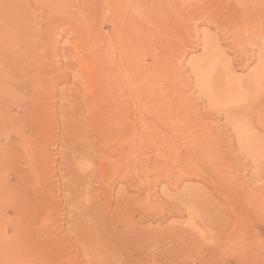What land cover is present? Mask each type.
<instances>
[{"label": "bare ground", "instance_id": "bare-ground-1", "mask_svg": "<svg viewBox=\"0 0 264 264\" xmlns=\"http://www.w3.org/2000/svg\"><path fill=\"white\" fill-rule=\"evenodd\" d=\"M86 1L89 22L85 41L87 62L83 75L78 74V68L76 70L73 61L69 60L74 56H69L68 61L65 60L67 62L61 66V63L56 64L58 62L47 64V58L44 54H41V57L39 53L43 52H37L39 48L36 47V56L27 60L26 57L33 47V44L28 42L21 45V48L26 49L25 53L15 54L3 50L0 53V129L4 137L3 141L0 140V167L3 171L0 177L4 183L0 196L2 193L5 199L3 200L6 201L2 200L7 208L4 207L14 210L18 215L27 236L35 237L34 246L29 245L28 248L31 246L33 253H39L42 247L40 243L43 242L39 234L42 229L47 228V224H44L46 220L43 223L42 217L55 202L54 199L52 205L49 204L52 200L48 202V196L52 194L49 192L48 168L51 154L49 140L50 134L52 135L50 118L56 116L60 120V135L54 136V142L60 143L62 150L58 163L59 176L56 178L58 183L55 186L62 199L67 202L70 218L76 216L74 230L84 254L87 255L88 251H91L93 264H115L113 260L121 254L118 252V243L127 244L126 248L129 249L140 240L136 237L131 240L129 236L130 240H126L128 238L124 235L116 234L115 229L118 226H128L130 222L132 197L128 195L129 188L125 190L121 187L115 190L114 185L124 182L131 187L140 183L137 182L136 171L140 167L137 165V168L133 160L137 138H141L139 141H146L149 139L146 137L150 136L164 140H158L159 144H164L167 138L173 136L169 137L170 133H174L175 137L177 133L178 138V134L187 136L186 133H193L195 130L196 123L191 122L194 116L190 108L192 106L189 107L190 104L179 97L170 73L182 65L183 59L180 58L192 48L193 40L191 41L189 36L193 38L194 34L190 33L193 30L195 33L197 23L193 28H189L187 23L191 24V20L199 14H209L211 11L209 9V13L204 12L205 10L201 12L196 10L197 8H191L193 11L185 14L184 10L174 9L176 6L168 4L167 0ZM237 2L238 6L231 7L229 4L227 10L224 9L235 24L242 16L255 17L262 14L255 10V7H249L251 9L248 11V6H242H250L252 3L255 5L258 0H250L247 4L242 0ZM216 12L212 13L214 15L211 17L215 18ZM14 27L16 26L12 28ZM12 31L15 33L13 29ZM232 31L235 32V29ZM196 41V47L200 46L202 53L188 64L194 82L205 89L209 106L223 107L234 130L241 135V144L248 148L260 147L258 141L253 140L255 135L251 131L247 113L250 107L247 103L255 99L252 96L259 84L263 83L261 81L264 79V55L256 56L257 67L248 76L240 77L233 68V60L226 56L215 35L204 33L201 37H196ZM249 57H240L239 63L244 66L243 63L246 64L251 59ZM41 59L45 60H42L44 64H41ZM63 65L69 72L58 74ZM57 78L71 85L57 89V84H54L59 82ZM82 79L83 89L79 86ZM169 87L172 90L166 91ZM259 91L260 89L258 94ZM256 96L255 94L254 97ZM20 98L24 101L19 104L18 101L22 102ZM49 98L54 99V105L50 103ZM258 101L254 100L256 103ZM55 102L59 103L58 106H55ZM12 108L19 112V115L12 114ZM87 124L93 126L90 130L94 135L92 139L85 133ZM199 147L201 149V146ZM95 150L98 151L94 152ZM93 154L97 157L94 161L90 160V155ZM143 171L141 173H144ZM93 183L100 187L97 195ZM182 191L191 192V188L184 187ZM146 193L150 195L148 191ZM100 197L107 200V213L101 212L104 208L96 202ZM92 231L105 235L107 239L111 237L117 242L115 246L110 239L109 259L99 250H95V247H101L98 239L100 236ZM21 239L23 241L24 238Z\"/></svg>", "mask_w": 264, "mask_h": 264}, {"label": "rangeland", "instance_id": "rangeland-1", "mask_svg": "<svg viewBox=\"0 0 264 264\" xmlns=\"http://www.w3.org/2000/svg\"><path fill=\"white\" fill-rule=\"evenodd\" d=\"M249 1L242 0L246 4ZM258 1L255 5L252 3L250 6L249 4L242 6H248V11L251 9L249 7H255V10L262 14L255 17L242 16L235 24L225 11L229 4L231 7L238 6L237 0H167L168 4L176 6L174 9L184 10L185 14L196 8L201 12L211 11V15L199 14L197 18L191 20V24L187 23L189 28H193L197 23V31L189 32L194 34L193 38L189 34L190 40H193V43L190 41L192 48L180 58L183 59L182 65L170 73L175 81V88L180 94L179 97L185 99L190 104L189 107L192 106L190 108L194 116L191 114L193 116L191 122L193 124L195 122L197 128L193 129V133H186L187 136L178 134L179 139L183 136L188 142L183 138L179 140L177 133H175L176 137L174 133H170L169 137L173 136L167 138L164 144L160 142L164 140L150 136L146 137L149 138L148 141L145 137L142 138L146 141H139L141 138L136 139L133 160L135 166L140 167L136 170L137 182L140 183L131 187L124 182L114 185L115 190L121 187L125 190L129 188L127 192L132 197L128 226L121 225L115 230L118 235H124L125 238L129 236L131 240L137 238L141 242L127 249V244L117 245L111 237L107 239L105 235L92 231L100 236L98 239L101 247L97 246L95 250H99L108 259L110 258L108 255L111 254L110 239L115 246L117 245L121 254L113 260L115 264H264V79L257 89V91L260 89L259 94L262 95L260 96L256 91L257 96L254 97L255 94L252 96L254 93L252 88L250 96L255 99L247 103L250 107L247 113L251 131L255 135L253 140L258 141L260 147L248 148L241 144V135L234 130L223 107L208 105L205 89L194 82L188 69L189 61L202 53L201 47H196L198 43L196 37L208 33L217 37L226 56L233 60V68L237 75L248 76L257 67L256 56L264 55V0ZM214 10L216 12L214 17L217 20L211 17L215 14ZM88 22L86 0H0L2 33V36L0 33V40L2 39L0 53L2 50L15 54L25 53L26 49L21 48V45L28 42L33 44V47L26 57L27 60H32L36 56V47L39 48L37 52H43L39 53L40 56L44 54L47 58V64L58 62L56 64L61 63V66L68 61L69 56L71 58L74 56L69 60L73 61L76 70L78 68V74L83 75L87 62L85 41ZM11 24L16 27L12 28ZM187 26L186 28L189 29ZM232 29H235V32ZM226 33H229V37ZM3 36L5 39L2 38ZM7 36L10 38H6ZM245 55H249L251 59L246 64L244 62L243 66L239 63V58ZM42 60L44 59H41V64H44L45 60ZM65 71L68 69L63 65L58 74H63ZM57 79L59 82H54L55 85L57 84V89L71 85ZM82 81L83 79L79 81L81 89L84 88ZM171 90L172 88L169 87L166 91ZM256 98L259 103L254 102L257 101ZM21 100L22 102L18 101L19 104L24 101L20 98ZM48 100L54 105V99ZM58 104L55 102V106ZM15 109L11 110V113L19 115ZM50 119L52 135L50 134L49 140L51 154L48 185L52 194L50 193L49 200H46L49 202L54 199L55 202L52 200L49 203L52 205L54 202L49 206L50 210L48 208L46 210L49 204L47 201V204L45 203L47 216L44 214L42 220L43 223L47 221L44 223L47 224V228L46 230L41 228L39 234L43 241L40 243L42 247L36 254L33 253L31 246L28 248L29 245L34 246L36 239L34 236L33 238L27 236L24 225L14 210L6 209L7 206L3 204L6 201L1 193L0 203L4 200L0 204V264H93L94 257L91 251L89 250L85 255L81 242L76 237L77 232L74 230L76 216L70 218L67 202L62 199L61 193L55 186L58 183L56 178L59 176L58 163L62 146L54 142V136L60 135V120L56 116H51ZM92 127L91 124L85 125V131L89 132L85 133L89 135V139L94 138L90 131ZM3 138L1 132L0 140L3 141ZM171 140L176 141L171 142ZM168 142L169 144H166ZM94 155H90V160H96L97 157ZM142 171L144 173H141ZM0 173L3 174L1 167ZM93 186L95 194L96 192L99 194L98 184L93 183ZM184 187L191 188V192H183ZM3 188L4 183L0 177V189ZM144 190H147L151 196ZM106 201L104 197L96 199L97 204L103 206L101 212L104 213L108 212ZM21 238H24L23 241ZM129 238L126 240H130ZM55 246L57 248H54Z\"/></svg>", "mask_w": 264, "mask_h": 264}]
</instances>
